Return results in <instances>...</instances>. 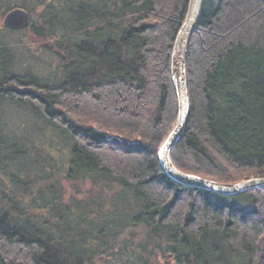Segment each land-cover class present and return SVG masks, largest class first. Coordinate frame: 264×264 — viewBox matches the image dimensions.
<instances>
[{"label":"trees","instance_id":"trees-1","mask_svg":"<svg viewBox=\"0 0 264 264\" xmlns=\"http://www.w3.org/2000/svg\"><path fill=\"white\" fill-rule=\"evenodd\" d=\"M36 2L16 0L22 6L8 12L26 13L19 32L47 42L39 45L57 59L56 81L9 71L12 54L0 42V108L32 106L57 135L53 147L68 148L67 179L117 188L110 211L127 210V225L140 227L138 254L165 244V264H264V190L224 198L180 187L157 159L177 115L170 56L189 0ZM185 73L190 107L172 164L222 183L264 177V0H204ZM3 122L0 143L16 147ZM23 150L10 149L0 171ZM11 180L0 191V264H95L119 233L99 230L98 249H73L30 221Z\"/></svg>","mask_w":264,"mask_h":264},{"label":"rangeland","instance_id":"rangeland-1","mask_svg":"<svg viewBox=\"0 0 264 264\" xmlns=\"http://www.w3.org/2000/svg\"><path fill=\"white\" fill-rule=\"evenodd\" d=\"M33 1L37 3L36 0ZM33 1L20 0L19 4L29 6ZM22 5L16 4V0H0V42L12 54L9 71L18 75L31 74L39 80L53 83L57 77L54 70L56 58L43 53V47L39 45H48L47 42L34 40L33 35H28L25 30L14 31L3 25L8 11ZM35 14L31 16L34 18ZM34 111L32 106L16 102H8L0 108V115L5 120L3 128L10 133L11 139L20 140H16V147L11 140H3L0 143V159L8 156L10 149L20 146L25 153L24 157L22 154L18 155L15 162L5 166V171L8 172L0 171V191L8 192V188L13 186L11 176L13 179L17 176L18 180L14 185L21 195L24 194L19 198L24 204L25 215L33 217L30 220L32 223L43 225L45 230L73 249L78 248L80 243L86 244L85 250L98 249L100 243L94 239L97 232L116 229L119 233L114 239L108 240L109 248L104 249L106 253L97 260L95 257V264H165L169 255L165 244L149 247L144 256L135 252L139 244L143 243L140 240V227L131 228L127 225L122 215L127 213L126 209L122 214L117 212L118 208L116 212H111L108 204V199L117 188L99 181L92 183L88 179L66 178L68 148L65 145L59 146V152L53 147L51 143L56 141L57 135L53 137V132L39 122ZM24 160L27 162L24 163ZM117 203L121 206L122 201L119 199ZM163 255L166 260H162ZM217 258L218 256L214 257L212 261H218ZM169 259L167 264H172V259Z\"/></svg>","mask_w":264,"mask_h":264},{"label":"water","instance_id":"water-1","mask_svg":"<svg viewBox=\"0 0 264 264\" xmlns=\"http://www.w3.org/2000/svg\"><path fill=\"white\" fill-rule=\"evenodd\" d=\"M204 0H189L184 22L174 40L170 57V78L177 100V115L171 131L157 152V159L166 177L176 185L199 190L224 198H236L254 190H264V177L228 184L213 181L178 170L171 162L170 153L181 140L189 113V96L185 73L188 46L199 23ZM3 25L14 31L28 27L29 17L21 10L8 13Z\"/></svg>","mask_w":264,"mask_h":264}]
</instances>
